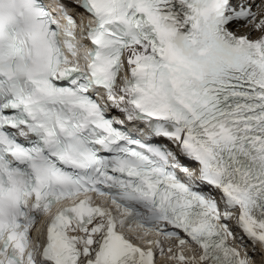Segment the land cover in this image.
<instances>
[{
    "label": "snow or ice",
    "instance_id": "1",
    "mask_svg": "<svg viewBox=\"0 0 264 264\" xmlns=\"http://www.w3.org/2000/svg\"><path fill=\"white\" fill-rule=\"evenodd\" d=\"M77 3L0 0V264H264V0Z\"/></svg>",
    "mask_w": 264,
    "mask_h": 264
},
{
    "label": "bare ground",
    "instance_id": "2",
    "mask_svg": "<svg viewBox=\"0 0 264 264\" xmlns=\"http://www.w3.org/2000/svg\"><path fill=\"white\" fill-rule=\"evenodd\" d=\"M246 31H247L246 28L240 29L241 34H243ZM246 240H247V238L244 240V242H242L243 246L246 245L245 244ZM239 248H240V251H242V253H243V251H245L244 247H239ZM251 248H252V245H251V242H250V249L246 250L250 255H251ZM254 264H261V256H260V249L259 248H257V253H256V256L254 257Z\"/></svg>",
    "mask_w": 264,
    "mask_h": 264
}]
</instances>
